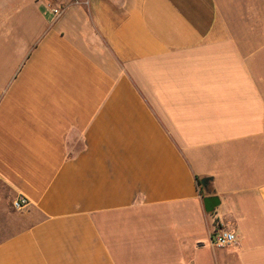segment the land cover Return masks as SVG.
<instances>
[{
	"label": "crops",
	"instance_id": "1",
	"mask_svg": "<svg viewBox=\"0 0 264 264\" xmlns=\"http://www.w3.org/2000/svg\"><path fill=\"white\" fill-rule=\"evenodd\" d=\"M59 8L0 40V264H264V0Z\"/></svg>",
	"mask_w": 264,
	"mask_h": 264
},
{
	"label": "rangeland",
	"instance_id": "2",
	"mask_svg": "<svg viewBox=\"0 0 264 264\" xmlns=\"http://www.w3.org/2000/svg\"><path fill=\"white\" fill-rule=\"evenodd\" d=\"M24 1H35L45 5L46 9L53 11L54 9L59 10V7H63L67 3L81 2L84 0H0V40L3 32H7L8 29L10 30L15 27L8 25L7 21L15 17L18 8Z\"/></svg>",
	"mask_w": 264,
	"mask_h": 264
},
{
	"label": "built area",
	"instance_id": "3",
	"mask_svg": "<svg viewBox=\"0 0 264 264\" xmlns=\"http://www.w3.org/2000/svg\"><path fill=\"white\" fill-rule=\"evenodd\" d=\"M55 14H59L60 11L54 9ZM28 205V201L25 198H18L14 200L13 207L15 210H23ZM235 242V235L232 232L220 231L214 236V244L220 248L229 246Z\"/></svg>",
	"mask_w": 264,
	"mask_h": 264
},
{
	"label": "water",
	"instance_id": "4",
	"mask_svg": "<svg viewBox=\"0 0 264 264\" xmlns=\"http://www.w3.org/2000/svg\"><path fill=\"white\" fill-rule=\"evenodd\" d=\"M203 186L206 187L203 181ZM220 205V199L217 196L210 195L204 199V206L207 212H213Z\"/></svg>",
	"mask_w": 264,
	"mask_h": 264
}]
</instances>
